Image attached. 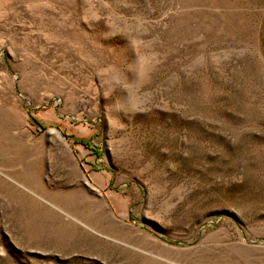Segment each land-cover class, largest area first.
Listing matches in <instances>:
<instances>
[{
    "label": "rangeland",
    "instance_id": "374dc122",
    "mask_svg": "<svg viewBox=\"0 0 264 264\" xmlns=\"http://www.w3.org/2000/svg\"><path fill=\"white\" fill-rule=\"evenodd\" d=\"M0 264H264V0H0Z\"/></svg>",
    "mask_w": 264,
    "mask_h": 264
}]
</instances>
